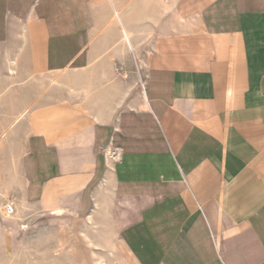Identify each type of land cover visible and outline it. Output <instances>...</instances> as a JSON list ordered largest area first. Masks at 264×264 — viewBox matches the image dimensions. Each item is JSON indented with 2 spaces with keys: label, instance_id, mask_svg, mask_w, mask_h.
<instances>
[{
  "label": "crops",
  "instance_id": "crops-1",
  "mask_svg": "<svg viewBox=\"0 0 264 264\" xmlns=\"http://www.w3.org/2000/svg\"><path fill=\"white\" fill-rule=\"evenodd\" d=\"M9 57L18 74L90 84L83 100L58 86L70 113L36 111L3 146L0 178L64 221L61 249L83 264L93 250L108 264H264V0H0L2 90ZM144 63L141 106L120 75Z\"/></svg>",
  "mask_w": 264,
  "mask_h": 264
},
{
  "label": "rangeland",
  "instance_id": "rangeland-1",
  "mask_svg": "<svg viewBox=\"0 0 264 264\" xmlns=\"http://www.w3.org/2000/svg\"><path fill=\"white\" fill-rule=\"evenodd\" d=\"M140 59L145 62L144 53L141 54ZM122 64L123 66H129V63L125 62V60H123ZM131 65L133 64L131 63ZM133 69L135 71L133 74L122 73L120 76L123 78L125 86L132 87L130 96L135 97L137 95L139 97L145 80V63L141 64V69L134 64ZM42 75L47 76L48 74ZM42 75L29 76L19 73L13 83L10 84L11 88L9 90L0 89V119L4 108L2 106V98L8 97L9 101L11 102L12 100L14 103L10 107L9 120L0 121V125L5 123L4 125L7 127L5 133H3V139L5 140L6 136H10V138H6V144L4 145L9 147L20 141L22 132L18 127L21 120L25 118L32 120L36 111L39 119L49 120L56 109H58V106L66 103V100H62L59 104L44 105L35 109L37 106L35 104L39 106V104H44L51 98H54V102H57V99L59 101V99L65 98L64 91L58 88L57 90L55 86L47 84L49 83L48 79H46L47 77L44 78ZM4 80L6 79L4 78ZM41 81L42 83H40ZM43 82L45 83V88ZM2 84V75L0 74V87ZM127 97L129 98V96ZM126 102L128 103L129 100ZM6 157L5 159H8V157L12 156L8 155ZM8 167H10V176H12V172L13 175H16L15 161L9 160ZM1 223L2 226L5 225L8 228L12 236V248H10L9 252L6 251L3 242L0 241V264H29L31 262V264H35V262L36 264H75L71 253L61 249L59 245L60 238L62 239L64 236L59 233V227L64 224V221H56L49 213L25 204L21 197L20 188L14 185H7L3 177L0 178ZM10 224L14 225L13 231L9 228ZM80 224L82 223L79 220H75L73 223V225ZM73 225L68 227L71 229ZM70 238L72 241H78L77 235L73 232H70ZM57 253L58 255H56Z\"/></svg>",
  "mask_w": 264,
  "mask_h": 264
},
{
  "label": "bare ground",
  "instance_id": "bare-ground-1",
  "mask_svg": "<svg viewBox=\"0 0 264 264\" xmlns=\"http://www.w3.org/2000/svg\"><path fill=\"white\" fill-rule=\"evenodd\" d=\"M109 11V10H108ZM105 13V12H104ZM104 13H103V15H104ZM109 15V14H108ZM115 29V28H114ZM125 29V28H124ZM141 30V29H140ZM113 31V30H112ZM111 31V32H112ZM107 33V32H106ZM106 35V34H105ZM137 35V34H136ZM135 35V36H136ZM132 36H134L133 35V33H132V31H130V29L128 30V29H126V32H125V34H123L122 33V35H121V39H120V41H121V47H124V48H127V49H129L128 48V44H127V40L129 41V38H131L132 39ZM138 36V35H137ZM107 37V36H106ZM138 38V37H137ZM117 39V38H116ZM119 43V42H118ZM117 43V44H118ZM129 43H130V41H129ZM109 44V43H108ZM120 44H119V46H120ZM131 46V45H130ZM10 49V48H9ZM131 50L132 51H136L135 50V46H131ZM19 51V50H18ZM130 51V50H129ZM137 52V51H136ZM125 53V52H124ZM11 54V53H10ZM18 54V53H17ZM18 56V55H17ZM13 57V56H12ZM108 60V59H107ZM8 74H7V76H8V79H9V81H10V84H12L13 83V81L17 78V75H18V73H17V70H16V65H17V59L16 58H11V57H9L8 58ZM140 64V63H139ZM109 69V68H108ZM111 71V70H110ZM81 72V71H80ZM53 74H48V75H50V76H48L47 75V78L46 79H48L47 81L49 82V83H47V81H46V83L47 84H50L51 85V83L52 84H54V85H56V87L58 88V86L60 87V86H62V87H60L61 89L62 88H66L67 89V92H68V94H69V97H71V98H74V97H77V98H79V99H81V100H83V99H87V97H89V94H90V91L88 90V88H89V86H90V84L88 85V81H86V79L84 78V76L83 75H79L78 73L76 74V72L74 73H71V72H67V71H65V72H62V71H59V72H52ZM82 73V72H81ZM109 73V72H108ZM105 75L107 74V72L106 73H104ZM108 75V74H107ZM110 75H112V73H110ZM42 76H44V75H42ZM41 76V78H43ZM46 76H44V78H45ZM113 77H114V75H113ZM111 79V78H110ZM116 79V78H115ZM113 81H116V80H113ZM119 81V80H118ZM40 83H42V81L40 82ZM44 83V82H43ZM111 83V82H110ZM117 84H118V82H117ZM120 84V83H119ZM44 85V88H45V83L43 84ZM43 85H41L42 87H43ZM49 85V86H50ZM108 86V85H107ZM111 86H112V84H111ZM117 86V85H116ZM48 87V86H47ZM93 87V86H92ZM114 86H112L111 87V89L113 88ZM119 87V86H118ZM140 87V86H139ZM50 88H51V86H50ZM56 88V89H57ZM64 88V89H65ZM104 88V87H103ZM110 88V87H109ZM59 89V88H58ZM57 89V90H58ZM143 89H144V85H143ZM101 90V89H100ZM105 90H106V88H105ZM108 90V89H107ZM119 90V89H118ZM120 90H122V92H123V89H120ZM131 90V89H130ZM109 91V94H110V92L112 91H110V90H108ZM116 92H118V91H116ZM107 93V92H106ZM114 93V92H113ZM112 93V94H113ZM124 93V92H123ZM127 93V92H126ZM92 94V93H91ZM109 94H108V96H109ZM106 95V94H105ZM111 95V94H110ZM114 95V94H113ZM113 95H111V96H113ZM123 95V94H122ZM121 95V96H122ZM128 95V94H127ZM100 96V95H99ZM104 96V95H103ZM103 96L101 97L100 96V98H102L103 99ZM117 96V95H116ZM137 96V95H136ZM113 97H115V95L113 96ZM112 97V98H113ZM130 97V96H129ZM90 98V97H89ZM108 98H110V97H108ZM117 98V97H116ZM120 98V97H119ZM119 98H118V100H119ZM136 98V97H135ZM105 99V98H104ZM111 99V98H110ZM122 98H120V100H121ZM125 99V98H124ZM134 99V98H133ZM64 101L66 100V98H64L63 99ZM96 100H98L97 98H96ZM106 100V99H105ZM105 100H104V102H105ZM119 100V101H120ZM123 100V99H122ZM108 101V100H107ZM106 101V102H107ZM118 101V102H119ZM131 101H132V99H131ZM103 102V101H102ZM121 102H123V101H120V104H121ZM9 103H10V107L11 106H13L14 105V103H13V101L11 100V102L9 101ZM12 103V104H11ZM109 103H111V102H109ZM108 103V104H109ZM146 103V100H145V92H144V90H142V96H141V101L139 102V104L142 106V105H144ZM113 104V107H117V106H114V102L112 103ZM116 104V103H115ZM111 105V104H110ZM130 105V104H129ZM136 105V104H135ZM135 105H133L134 106V108H135ZM80 107H82V105L80 106ZM98 107V106H97ZM110 107V109H111V107L112 106H109ZM47 108V107H46ZM93 108H95V106L93 107ZM105 108V107H104ZM96 109V108H95ZM109 109V108H108ZM109 109V110H110ZM138 109V108H137ZM98 110V109H97ZM103 109H101L100 108V113H98V115H100L99 116V120H100V118H102L101 116L103 115V113L101 112ZM70 110H67L66 109V107L65 106H59V109L57 110V111H55V113L52 115V117L53 118H57V117H62L63 115H67V114H69L70 112H69ZM97 111V112H98ZM105 111H107V109L105 110ZM113 111V110H112ZM112 111H110V114L112 115L113 113H112ZM48 114V113H47ZM94 114V113H93ZM109 114V113H108ZM106 115V114H105ZM104 115V116H105ZM111 115H108V117L110 118L111 117ZM98 117V116H97ZM108 117H106V118H108ZM97 119V120H98ZM102 120L104 121L105 119H103L102 118ZM101 120V121H102ZM107 120V119H106ZM5 124V123H4ZM4 124H1L0 125V174H1V171H2V167H3V163H4V161H5V158H7L6 156H8L7 154H9L8 152H7V154H6V151H5V149L3 148V146H4V144H6V143H4V142H6V138H10V136H6V138H5V140L3 139V133H5V131H6V126L4 125ZM12 129H13V127H11ZM10 129V128H9ZM8 135H10V134H8ZM10 142H12V141H10ZM11 146V145H10ZM14 147V146H13ZM15 148V147H14ZM13 148V149H14ZM6 150H7V148H6ZM9 150V149H8ZM12 150V149H11ZM12 156V154H9V156ZM9 159V158H8ZM109 160H111L110 159V154H109ZM113 163V162H112ZM89 221H92V217H90L89 218ZM89 221H88V218L85 220V224H87V225H91L93 222H91V223H89ZM82 226V225H81ZM14 227V225L13 224H10L9 225V228H11V230L13 231V228ZM89 229V228H88ZM80 231V230H79ZM81 231H83V230H81ZM85 231V230H84ZM93 231V230H92ZM83 236H84V238L88 241V243H90L91 245H93L94 244V242H93V240H92V238H90L89 237V235H88V233L86 234V232H85V234H83ZM0 241H2L3 242V244H4V248H5V250L6 251H10V248H12V236L10 235V233H9V230H8V228L4 225V226H2V223L0 224ZM108 241L109 242H111V244H114L115 243V241H113L112 240V238L111 237H109L108 238ZM62 251V250H61ZM18 253V252H17ZM109 253H111L112 255H113V253L111 252V251H109ZM9 254V253H8ZM11 255H13V254H11ZM15 255V254H14ZM56 255H58V253L56 254ZM10 256V255H9ZM93 256H94V260H93V262H94V264H108V262H107V259H106V257L102 254V253H99L98 251H96V250H93ZM11 257V256H10ZM27 258V257H26ZM73 259H74V262H75V264H83V259L82 258H79V257H76V256H74V253H73ZM33 261V260H32ZM32 263V262H31ZM31 263H29V264H31ZM35 264H36V262H35Z\"/></svg>",
  "mask_w": 264,
  "mask_h": 264
}]
</instances>
